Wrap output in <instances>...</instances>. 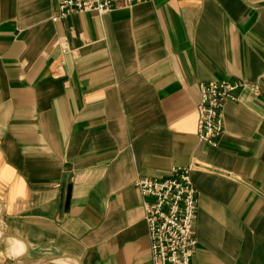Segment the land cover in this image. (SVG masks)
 I'll return each mask as SVG.
<instances>
[{"label": "crops", "instance_id": "0c3cea01", "mask_svg": "<svg viewBox=\"0 0 264 264\" xmlns=\"http://www.w3.org/2000/svg\"><path fill=\"white\" fill-rule=\"evenodd\" d=\"M0 0V264H152L138 178L190 167L193 264H264V0H146L53 22ZM236 79L217 148L199 84Z\"/></svg>", "mask_w": 264, "mask_h": 264}, {"label": "built area", "instance_id": "2783aa9c", "mask_svg": "<svg viewBox=\"0 0 264 264\" xmlns=\"http://www.w3.org/2000/svg\"><path fill=\"white\" fill-rule=\"evenodd\" d=\"M146 0H57L53 22L83 13L104 15ZM258 88L236 79L199 84L196 135L199 142L217 148L224 134L223 110L236 102L239 92ZM190 167L175 168L163 180L138 178L134 187L143 198L152 264H193L197 245L195 220L197 192Z\"/></svg>", "mask_w": 264, "mask_h": 264}, {"label": "bare ground", "instance_id": "6f19581e", "mask_svg": "<svg viewBox=\"0 0 264 264\" xmlns=\"http://www.w3.org/2000/svg\"><path fill=\"white\" fill-rule=\"evenodd\" d=\"M224 112V111H223ZM223 117H224V113H223Z\"/></svg>", "mask_w": 264, "mask_h": 264}, {"label": "rangeland", "instance_id": "374dc122", "mask_svg": "<svg viewBox=\"0 0 264 264\" xmlns=\"http://www.w3.org/2000/svg\"><path fill=\"white\" fill-rule=\"evenodd\" d=\"M97 14V13H96ZM99 15V14H98Z\"/></svg>", "mask_w": 264, "mask_h": 264}]
</instances>
